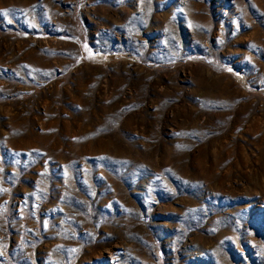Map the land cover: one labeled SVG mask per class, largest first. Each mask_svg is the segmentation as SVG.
<instances>
[{"label": "rangeland", "instance_id": "1", "mask_svg": "<svg viewBox=\"0 0 264 264\" xmlns=\"http://www.w3.org/2000/svg\"><path fill=\"white\" fill-rule=\"evenodd\" d=\"M0 264H264V0H0Z\"/></svg>", "mask_w": 264, "mask_h": 264}]
</instances>
